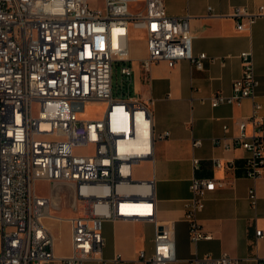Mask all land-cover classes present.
Segmentation results:
<instances>
[{"label": "built area", "instance_id": "obj_1", "mask_svg": "<svg viewBox=\"0 0 264 264\" xmlns=\"http://www.w3.org/2000/svg\"><path fill=\"white\" fill-rule=\"evenodd\" d=\"M135 1L0 0V264L118 263L119 254L103 256V223L119 218L154 223L153 252L139 251L143 264H168L175 258L174 222L156 216L155 177L139 179L134 174L139 162L154 157L157 135L154 99L131 89L130 32L134 28L145 36L147 54L141 66L146 73L160 60L173 67L188 59L203 69L208 56L193 50L189 14H169L165 0H145L144 7L132 11ZM262 14L263 6L255 12L237 6L232 12L239 30L250 28ZM239 57L242 72L232 92L211 95L212 106L255 98L259 80L253 52L243 50ZM114 67L115 74H121L115 84ZM34 102L39 105L37 115ZM90 102L105 104L100 117L84 115ZM260 108L255 100L252 113L238 121L240 133L234 138V145L247 151L246 174L253 179L264 168ZM248 123L253 126L250 135ZM169 134L165 130L158 137ZM200 144V139L193 141ZM212 161L226 165L219 158ZM192 165L196 172L201 159L193 156ZM38 181L50 184V195H38ZM224 184L215 177L192 176L184 217L193 242L213 238L198 213L207 193ZM248 197L252 205L257 203L255 185ZM64 221L72 231V251L57 255L59 234H54L52 223ZM257 235L262 236V230ZM189 261L240 264V258L227 251L219 256L195 253ZM258 264H264V257Z\"/></svg>", "mask_w": 264, "mask_h": 264}, {"label": "crops", "instance_id": "obj_2", "mask_svg": "<svg viewBox=\"0 0 264 264\" xmlns=\"http://www.w3.org/2000/svg\"><path fill=\"white\" fill-rule=\"evenodd\" d=\"M141 1L145 4V0ZM165 6L171 15H190L193 50L196 54L206 52L208 56L203 69L196 68L188 59L178 61L173 67L166 60H160L146 73L141 66V58L147 54L144 34H141L143 49L140 53L135 54L130 47L134 67L132 92L154 99L155 153L152 159L142 160L149 162L151 169L139 179L155 177L157 219L174 222L175 258L168 264H191L189 259L195 253L219 256L223 251L240 258V264H258L264 257V168L259 178L247 176V151L234 145V138L240 133L238 121L252 113L255 100L261 104L260 114L264 117V14L258 16L250 28L239 30L232 12L237 6L251 12L258 11L260 6L264 10V0H165ZM247 49L253 52L259 80L255 98H244L239 104L212 106L211 95L232 92L233 81L242 72L239 54ZM165 130L170 131L169 136L158 137ZM245 130L248 135L252 134V124L248 123ZM215 138L221 141L214 143ZM195 139H200L201 144L193 145ZM223 141L229 143V147H225ZM193 156L201 159V167L196 172ZM213 158L221 159L226 165L216 166ZM193 175L225 182L207 193L205 207L198 213L201 224L213 233V238L196 243L190 238L184 217V200L190 195ZM252 185L258 195L255 205L248 197ZM145 223L154 228L153 222L142 219L104 221L103 256L111 259L120 255L118 263L109 264H143L139 251L151 254L154 250V232L149 244L142 229ZM52 226L54 234H59L55 253L70 254V224L54 222ZM64 229L67 233L63 239L60 232ZM258 229L263 232L260 237ZM85 264L101 263L88 260Z\"/></svg>", "mask_w": 264, "mask_h": 264}, {"label": "rangeland", "instance_id": "obj_3", "mask_svg": "<svg viewBox=\"0 0 264 264\" xmlns=\"http://www.w3.org/2000/svg\"><path fill=\"white\" fill-rule=\"evenodd\" d=\"M144 4L141 0L132 2L130 4V9L132 11H137L142 7ZM129 44L133 52L136 54L140 53L143 49V37L141 35V32L137 29H132L130 32V39H129ZM119 69V68H118ZM114 84L116 82H121V74L118 70V74H115V67H114ZM105 104L103 102H90L88 103L85 108H84V115L87 117L95 118V117H100L102 115V112L104 110ZM33 111L34 114L37 115L39 111V105L37 102H34L33 104ZM88 151H93V148H90ZM154 164L157 167V161H154ZM151 169V164L147 161H141L139 162L135 168H134V174L135 178H144L147 174L150 173ZM36 191L39 196H48L50 195V184L46 181H38L36 183ZM53 213L57 214V210H52ZM67 209L63 210L62 213H66ZM143 231L147 234V242L150 244L151 241V236L153 235L154 228L153 225L150 223H145L142 226ZM67 233V230H62L61 232V237L64 239L65 234ZM0 247H1V229H0Z\"/></svg>", "mask_w": 264, "mask_h": 264}]
</instances>
